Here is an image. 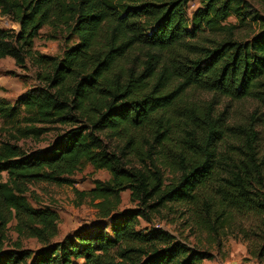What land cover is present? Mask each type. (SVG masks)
<instances>
[{"label": "trees", "instance_id": "16d2710c", "mask_svg": "<svg viewBox=\"0 0 264 264\" xmlns=\"http://www.w3.org/2000/svg\"><path fill=\"white\" fill-rule=\"evenodd\" d=\"M191 1L0 0V15L19 25L0 27V58L21 67L29 59L44 68L40 86L13 103L0 98V119L25 123L13 126V140L0 141V179L6 175L0 180V235L14 220L19 234L42 246H0V264H202L207 255L170 232L136 228L168 203L185 205L203 231L236 217L250 221L257 230L255 256H264L258 116L228 123L212 101L187 105L181 95L192 87L264 106V17L245 0H198L190 16ZM232 16L240 25L252 20L259 30L240 39L236 24L227 22ZM45 25L75 39L60 58L33 49ZM140 47L138 61L133 52ZM35 124L64 128L47 147L26 152L17 140L49 129ZM231 139L238 142L222 149ZM84 162L110 173L89 190L106 222L51 241L57 214L32 207L26 186L72 185L71 175ZM164 169L173 175L169 181ZM126 189L137 207L115 212Z\"/></svg>", "mask_w": 264, "mask_h": 264}, {"label": "rangeland", "instance_id": "374dc122", "mask_svg": "<svg viewBox=\"0 0 264 264\" xmlns=\"http://www.w3.org/2000/svg\"><path fill=\"white\" fill-rule=\"evenodd\" d=\"M248 8L264 17V0H245ZM199 6L198 0H193L188 4L189 15ZM227 22L236 24L235 31L240 39H248L259 30L258 25L252 20L248 24H239L237 19L232 16ZM0 27L12 28L17 30L19 25L7 16L0 15ZM67 34L63 29H54L49 25L42 27L37 37L33 41V49L44 55L60 58L64 49L72 43L67 41ZM145 48H135L133 55H136L138 61L143 58ZM137 61V62H138ZM44 68L35 65L27 59L24 66L15 64L13 58H0V98L15 102L17 97L22 95L30 88L40 86L38 74L43 72ZM183 104H203L212 101L216 112L224 111V116L228 123H248L251 115H257L255 128L258 131L259 150L264 151V106L251 97L243 99H230L228 97L215 95L213 92H206L197 88L189 87L181 94ZM24 112L21 110L18 115L20 120ZM14 125H25L21 121H9L0 119V141L12 138L16 134ZM37 127H49L47 124H35ZM63 126L55 125L49 127L47 131L39 137H24L17 140L22 149L26 152L40 150L50 145L60 133ZM138 135L142 131H137ZM237 139L229 140V143L222 145L225 149L227 145L236 144ZM164 176L167 181L172 178L169 170L164 169ZM1 181L6 180L5 173L1 174ZM72 185L55 184L47 182L30 183L26 186V198L32 207H49L57 214V233L51 238V241L60 240L65 234L72 233L83 226H91L105 219L98 215L96 202L89 194V190L94 187V180L106 181L110 178V173L105 169H96L89 163H81L78 169L71 175ZM137 207V201L131 199L130 190L120 191L119 202L115 207V212H121L127 208ZM188 210L183 204L168 203L159 212L151 215L150 222H140L136 228L142 230L149 227H160L170 232L177 239L189 244L190 247L204 252L206 257L202 264H240L257 263L264 264V256L258 259L255 256L254 241L258 242L253 230L252 224L246 219L239 217L231 219L225 223L223 228H218L211 232L200 230L193 224L188 217ZM14 220L9 222L4 229V235H0V246L7 249L13 246L14 242H19L22 248L37 249L42 246L35 237H28L19 234L14 229ZM2 239V240H1Z\"/></svg>", "mask_w": 264, "mask_h": 264}]
</instances>
